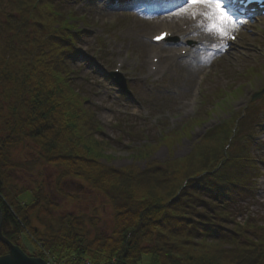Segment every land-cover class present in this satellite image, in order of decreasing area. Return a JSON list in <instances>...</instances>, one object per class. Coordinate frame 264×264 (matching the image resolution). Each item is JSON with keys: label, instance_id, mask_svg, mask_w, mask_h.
Wrapping results in <instances>:
<instances>
[{"label": "trees", "instance_id": "obj_1", "mask_svg": "<svg viewBox=\"0 0 264 264\" xmlns=\"http://www.w3.org/2000/svg\"><path fill=\"white\" fill-rule=\"evenodd\" d=\"M72 5L0 0V122L8 131L0 138L3 236L20 246L27 234L39 248L36 257L28 255L57 264H264V228L234 223L237 206L255 197L259 177L251 134L241 130L232 140L234 124L224 125L208 132L187 157L143 170L104 163L112 143L77 84L83 33ZM202 122L196 118L153 148L132 149V156L151 157ZM22 138L41 146L47 165L112 196L111 235L92 238L74 216L58 218L54 234L35 225L51 221L55 205L44 199L45 205L40 192L28 195L8 186L4 178L10 168L6 153ZM6 254L0 242V257Z\"/></svg>", "mask_w": 264, "mask_h": 264}, {"label": "rangeland", "instance_id": "obj_2", "mask_svg": "<svg viewBox=\"0 0 264 264\" xmlns=\"http://www.w3.org/2000/svg\"><path fill=\"white\" fill-rule=\"evenodd\" d=\"M144 1L149 0H125L124 4L117 5L114 0H72L81 27L89 32L80 43V56L75 63V68H79L77 84L89 97L92 112L104 128V136L112 143L108 150L111 159L104 163L117 169L135 166L143 170L151 163L165 164L172 158L187 157L208 130L255 105L248 113L253 114V121L261 122L262 131L248 123L254 128H246V133L258 136L253 157L260 163L261 170L255 173L261 178L255 197L246 198L237 206L234 223L244 225V218L250 217L252 223L263 226L264 113H260L264 111V99L254 104L250 99L252 94L264 89V55L252 51L240 53L229 41L230 36L239 35L242 39L239 45L248 44L253 51L255 47L264 49V30L258 24L247 23L246 28L259 32L252 37L233 20L228 28L222 23V17L211 15L202 29L206 45L189 58H167L160 64L159 74L153 76L150 74L151 54L174 56L180 47L170 43L164 46V51L161 47L153 48L151 37L164 28L174 31L178 23L186 24L190 20L173 16L169 19L168 15L174 12L159 13L150 20L142 12L133 10L144 5ZM185 2L191 6L196 4V0ZM100 42L103 43L101 51ZM119 60L124 63L123 75L129 80L131 93L128 95L119 94L111 78ZM237 89H240L238 97L223 100L225 94L231 96ZM198 116H204L205 122L189 138L171 146H161L146 159L132 156V149L156 146L165 134ZM164 124L166 128L158 127ZM7 134L1 121L0 138ZM6 154L5 160H9L7 166L10 167L5 170L7 185L28 195L40 192L45 205L46 200L56 207L51 221L35 223L42 232L54 234L58 218L74 216L84 223L92 238L112 234L116 216L112 196L93 189L84 180L68 176L62 167L47 165L42 159L41 146L31 139L22 138ZM19 243L25 253L38 255L39 248L27 234L21 235Z\"/></svg>", "mask_w": 264, "mask_h": 264}, {"label": "bare ground", "instance_id": "obj_3", "mask_svg": "<svg viewBox=\"0 0 264 264\" xmlns=\"http://www.w3.org/2000/svg\"><path fill=\"white\" fill-rule=\"evenodd\" d=\"M199 5H200V8L202 10L201 13H200V21H201V23H204V22L207 23L208 20L210 19L211 15L215 14V16L217 18H219V17L221 18L222 17L224 19L222 21V23L224 25H226L228 28H230L229 25L230 26L232 25L231 22L224 17V13L219 10V6L217 5V3H215V0H212V3H210V4H205V5L204 4H199ZM148 7H150V9L145 7L144 5H141V6L135 7V9H136L137 12L140 11V12L143 13V15H145L146 17H149L150 20H153V19H155L157 17V15H156L157 12L152 9L153 6H151V5L149 6L148 5ZM198 7L199 6H196V8H198ZM191 8L193 9L195 7L194 6H189L187 9H191ZM173 14H174L173 17H181V18H183L185 20L193 19V17H194L193 15L184 12V10H179L178 12L173 13ZM205 16H207V19H206ZM198 18H199V16H195V20L198 19ZM163 19H165V18H163ZM188 24H190L188 30L190 31V33H194L196 31L195 30V23L192 22V21H189L184 26H186ZM178 28H179V24H178ZM179 30H180V28H179ZM164 45L165 44L160 45V46H153V47H163ZM145 46H146V44H144V47ZM160 63H162V60H161Z\"/></svg>", "mask_w": 264, "mask_h": 264}, {"label": "water", "instance_id": "obj_4", "mask_svg": "<svg viewBox=\"0 0 264 264\" xmlns=\"http://www.w3.org/2000/svg\"><path fill=\"white\" fill-rule=\"evenodd\" d=\"M119 85L122 89L126 90V85L124 83H119ZM2 228L3 215L0 208V242L4 244L9 250L7 255L0 257V264H47L43 259L30 258L20 247L13 245L3 236Z\"/></svg>", "mask_w": 264, "mask_h": 264}]
</instances>
